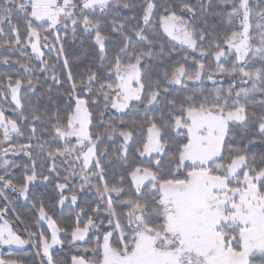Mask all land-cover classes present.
<instances>
[{"label":"snow or ice","instance_id":"6c2138e0","mask_svg":"<svg viewBox=\"0 0 264 264\" xmlns=\"http://www.w3.org/2000/svg\"><path fill=\"white\" fill-rule=\"evenodd\" d=\"M256 7L0 0V65L13 70L0 74V247L32 246L33 264H264V152L252 151L264 147V0ZM69 30L91 41L75 61ZM9 153L30 161L19 181ZM38 183L58 202L37 198ZM9 189L33 199L34 219H5ZM66 203L78 210L62 227ZM65 243L76 251L61 260Z\"/></svg>","mask_w":264,"mask_h":264},{"label":"trees","instance_id":"16d2710c","mask_svg":"<svg viewBox=\"0 0 264 264\" xmlns=\"http://www.w3.org/2000/svg\"><path fill=\"white\" fill-rule=\"evenodd\" d=\"M137 2H139V0H137ZM251 3L253 4L254 8H256V10H259L258 7H256L257 0H251ZM230 10L231 9L229 8V11ZM128 14L130 15L131 13H128ZM216 22H217L216 19L210 20V23H216ZM56 34L57 33L51 32V34L48 35V39L50 41L53 40L54 37L56 36ZM59 34L63 36L64 32L60 31ZM90 43H91V41H86V42L82 43L79 37L76 40H73V38L71 36V32L69 30L65 46H66L68 52L72 54L71 58L75 61L78 57L82 58V57L86 56V54L90 51ZM45 51L47 54V50H45ZM52 56H55L54 52L52 53ZM229 59H232V57H230ZM12 71L13 70L11 68L0 65V74L7 75V74L11 73ZM44 79H45V74H41L39 76V80L41 82H43ZM227 79L228 78H225V80H227ZM224 86L227 87V83H225ZM45 87H47V85H45ZM58 91L63 92L64 89L61 88V89H58ZM258 99H259V97H258ZM5 107H7V105H5ZM102 107H103V105H101V108ZM97 111H99V110H97ZM9 115H11V113H9ZM12 118H15V117L13 116ZM112 119H116V120L123 119L124 121H131L132 119H135V116L125 115V116L121 117L118 114H116L115 112H113ZM106 123H111V119L106 121ZM93 130H95V129H93ZM13 142L17 145L27 143V141L23 137H16V136L13 139ZM117 143H119V142H117ZM4 146L7 147V145H4ZM106 146H107V144L102 145V147H106ZM112 147L115 148L116 145H112ZM133 151H134V149H133ZM252 151L255 153H261V152H264V147H261V144L259 143V141H257V144L252 149ZM7 159L14 161L16 165L20 166V168L10 169V172L13 173L16 176L17 181H19V178L22 175L23 165L30 164V161L28 160V158L23 153H19L15 156H8ZM116 168L118 169V165L116 166ZM0 171H2V170H0ZM60 182H63V181H60ZM74 183L76 185H78V182L76 179L74 180ZM32 191L37 198L43 197L45 202L49 206H51L53 203L58 202L59 196H58L57 192L54 191V186L52 184L38 183L37 187L33 188ZM6 194L9 195L10 199H13L15 201V204H14L15 210L14 211L10 210L6 216V218L8 220L14 221L15 217L17 215H19L22 219H26V220L34 219L33 209H32V204L34 203L33 199L30 198L29 200L26 201V200H24L23 197L17 198L15 194L11 193L10 189L6 190ZM65 195L70 196L71 193L65 192ZM53 197L55 198V200L53 199ZM93 198L94 197L89 193L87 195H81L80 207H85L86 206L85 202H90L91 199H93ZM0 206H3V201H0ZM76 210H78V208L71 205L70 203H66V205L62 209L57 208L56 209L57 222L62 227L65 226L67 223H70L71 222L70 217L74 216V211H76ZM44 226H45V228L47 227L46 224ZM61 239H65L63 234L61 235ZM82 246L87 247L88 245H82ZM54 251H55V253L59 259L64 260V259H70V255L75 254L76 250L71 249V252H70L67 243H65L64 248H60V246H57ZM34 252H35V249L32 246L28 245L27 247H25L23 249H9L3 253L2 258L3 259L21 258L25 261V264H33V261L35 259H38V258L33 256ZM257 259L259 260V258H257Z\"/></svg>","mask_w":264,"mask_h":264},{"label":"rangeland","instance_id":"374dc122","mask_svg":"<svg viewBox=\"0 0 264 264\" xmlns=\"http://www.w3.org/2000/svg\"><path fill=\"white\" fill-rule=\"evenodd\" d=\"M52 32H54V33H56V31L55 30H53ZM15 138V136H13V138L12 139H14ZM6 145V144H5ZM8 156H15V155H13L12 153H9V155ZM76 180H77V182H78V184H79V177H76L75 178ZM78 186V185H77ZM89 194H91L92 196H93V194L92 193H89ZM5 219H7L6 217H5ZM45 224H46V222H45ZM25 247H27V246H25ZM24 247V248H25ZM57 247V246H56ZM9 249H23V248H19V247H17V246H11V247H9V246H3V247H0V258H2V256H3V253L5 252V251H7V250H9Z\"/></svg>","mask_w":264,"mask_h":264}]
</instances>
